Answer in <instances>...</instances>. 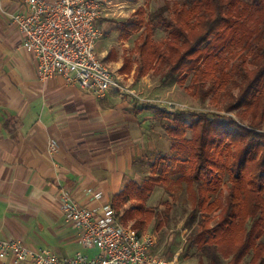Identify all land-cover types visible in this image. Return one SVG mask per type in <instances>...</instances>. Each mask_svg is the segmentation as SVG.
<instances>
[{
	"label": "trees",
	"instance_id": "trees-1",
	"mask_svg": "<svg viewBox=\"0 0 264 264\" xmlns=\"http://www.w3.org/2000/svg\"><path fill=\"white\" fill-rule=\"evenodd\" d=\"M137 14L133 31L145 21L143 9ZM160 17L169 40L156 44L150 22ZM147 20L144 42L136 46L139 72L164 59L169 66L159 77L161 86L182 82L184 71L192 72L194 94L201 100L209 96L212 102L221 97L226 101L224 110H236L237 117L224 120L218 112H176L174 124L163 127L186 142L189 157L183 161L173 157L166 163L162 153L151 164V175L138 184L129 182L113 197L112 205L117 208L128 201L134 188L140 202L119 216L121 222L127 221L158 184L178 172V179L197 193L184 223L192 227L189 239L197 237L196 256L208 264H221L223 257L229 258L226 264H240L243 259L246 264H264L260 239L264 236V0H175ZM139 107L159 110L150 103ZM181 198L185 203L183 189ZM158 215L156 210H145L142 218ZM140 220L134 223L137 229Z\"/></svg>",
	"mask_w": 264,
	"mask_h": 264
},
{
	"label": "crops",
	"instance_id": "crops-1",
	"mask_svg": "<svg viewBox=\"0 0 264 264\" xmlns=\"http://www.w3.org/2000/svg\"><path fill=\"white\" fill-rule=\"evenodd\" d=\"M2 5L0 238L50 248L58 256L93 255L97 249L82 247L77 229L64 220L63 195L85 207L112 205L113 197L140 174L137 155L156 147L146 122L150 117H142L149 110L115 89L98 98L60 75L41 80L35 56L5 12L26 5L20 0H2ZM50 141L56 144L52 154ZM0 264L15 263L6 259Z\"/></svg>",
	"mask_w": 264,
	"mask_h": 264
},
{
	"label": "built area",
	"instance_id": "built-area-1",
	"mask_svg": "<svg viewBox=\"0 0 264 264\" xmlns=\"http://www.w3.org/2000/svg\"><path fill=\"white\" fill-rule=\"evenodd\" d=\"M26 7L5 11L10 21L23 35V45L36 59L41 80L60 75L68 83H76L95 97L101 98L111 89L120 97H131L138 103H179L145 97L125 85L96 53V43L102 35L97 21L102 17L108 0H20ZM0 10H3L0 0ZM55 141L47 144L50 154ZM101 193L96 194L100 197ZM60 211L64 220L78 231V241L84 248H96L87 255L76 251L58 256L50 248H34L17 239L0 238V260L18 264H186L179 252L172 257L158 254L156 236L134 230L123 224L115 208L106 203L101 207H85L68 195H63Z\"/></svg>",
	"mask_w": 264,
	"mask_h": 264
},
{
	"label": "rangeland",
	"instance_id": "rangeland-1",
	"mask_svg": "<svg viewBox=\"0 0 264 264\" xmlns=\"http://www.w3.org/2000/svg\"><path fill=\"white\" fill-rule=\"evenodd\" d=\"M108 1L106 9L102 17H100L101 19L97 21V25L102 31V35L96 43L98 56L125 85L133 86L137 90L138 88L139 90H144L141 91V94L139 93L140 95L151 98H162L180 104L178 108H175L167 104L150 103L157 106L159 110L155 113L151 111H144L142 113V117H150L146 122L147 125H150L152 131L154 130L151 133L156 140V147L142 150L137 155V162L139 160L142 161V170L134 181L138 184L151 175V164L159 161L162 153L166 157V160H164L166 163L170 162L173 157L181 161L189 157L186 142L182 141L179 137L168 134L163 127L164 125L174 124L173 117L176 112L180 110L200 111V113L201 111L218 112L221 115H225L224 120L230 116L236 118L237 115L236 110L229 112L224 110L226 101L221 97L217 102H212L209 96L201 100L195 95L191 80L192 72L184 71V74L181 75H185L182 82H178L172 86H161L159 77L169 66V63L164 59L154 60L150 64V68L143 73L139 72L140 56L136 51V46L142 44L146 37L145 22H148V15H152L162 6L170 8L175 0ZM139 9L145 11V21L143 25L133 31V22L139 17V14H137ZM169 14V10L164 12V16L166 17ZM150 25L155 27L150 35L153 42L157 44L169 40L161 17L154 22H150ZM100 51L106 52L100 54ZM234 92H237V89H234ZM184 137L186 139L191 137L190 129L186 130ZM178 178V172L170 174L166 182L158 184L153 189L142 209L139 212H134L133 218L122 221V223L131 226L134 230L155 234L157 240L155 250L158 254L172 257L175 253L179 252L180 260L186 264H208L206 259L196 256L199 250L197 237L190 240L189 236L192 227L184 225L188 212L194 204L195 196L197 195L196 190L193 187H188L184 180H179ZM182 189L186 191L185 203L182 202L181 198ZM131 190L132 193L129 200L121 203L117 208L114 207L118 217H121L123 209H129L140 202L134 188H131ZM222 195L224 199L226 191ZM213 197L214 195H212ZM145 210H156L159 212V215L152 216V218L145 221L146 217L142 218L145 215ZM136 220L141 221L139 229L134 227ZM260 239L264 241V236ZM228 259L223 257L221 264H226ZM240 264H246L245 259Z\"/></svg>",
	"mask_w": 264,
	"mask_h": 264
}]
</instances>
